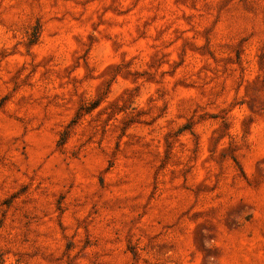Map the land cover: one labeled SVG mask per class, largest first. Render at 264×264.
Listing matches in <instances>:
<instances>
[{
    "label": "rangeland",
    "instance_id": "1",
    "mask_svg": "<svg viewBox=\"0 0 264 264\" xmlns=\"http://www.w3.org/2000/svg\"><path fill=\"white\" fill-rule=\"evenodd\" d=\"M0 264H264V0H0Z\"/></svg>",
    "mask_w": 264,
    "mask_h": 264
}]
</instances>
